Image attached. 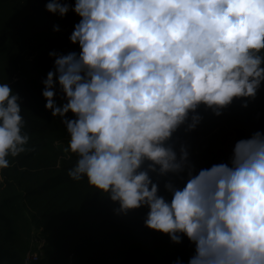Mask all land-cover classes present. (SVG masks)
Here are the masks:
<instances>
[{
	"label": "clouds",
	"instance_id": "9594fccd",
	"mask_svg": "<svg viewBox=\"0 0 264 264\" xmlns=\"http://www.w3.org/2000/svg\"><path fill=\"white\" fill-rule=\"evenodd\" d=\"M45 8L81 18L69 37L80 52L50 53L42 91L70 136L64 151L78 156L68 176L86 178L120 212L147 207V228L195 245L188 264H264V132L236 142L230 163L198 172L187 150L178 156L169 143L182 125L197 126L199 115L188 121L201 105L219 116L234 99H255L264 0H51ZM21 110L19 95L0 84V170L34 150ZM150 173H186V181L165 184L169 201Z\"/></svg>",
	"mask_w": 264,
	"mask_h": 264
},
{
	"label": "trees",
	"instance_id": "16d2710c",
	"mask_svg": "<svg viewBox=\"0 0 264 264\" xmlns=\"http://www.w3.org/2000/svg\"><path fill=\"white\" fill-rule=\"evenodd\" d=\"M49 2L0 0V84L8 83L19 95L30 137L26 147L34 149L9 158V168L0 172V264H25L38 237L45 244L34 264H188L195 245L186 236L177 244L168 234L147 228V207L120 212L119 203L86 178L77 182L68 176L78 156L64 151L70 136L61 119L45 108L42 91L47 73L54 71L56 56L50 53L80 52L69 37L81 18L71 9L64 17L50 13ZM60 2L75 5V0ZM55 93L58 105L67 102L58 82ZM256 96L253 103L234 99L219 116L201 105L188 121L199 115L197 126L182 125L169 143L178 156L181 146L187 150L195 172L230 163L236 142L251 138L264 118V82ZM65 118L75 116L69 112ZM259 131L264 132V119ZM149 175L158 195L169 201L165 184L183 187L186 181V173Z\"/></svg>",
	"mask_w": 264,
	"mask_h": 264
},
{
	"label": "built area",
	"instance_id": "2783aa9c",
	"mask_svg": "<svg viewBox=\"0 0 264 264\" xmlns=\"http://www.w3.org/2000/svg\"><path fill=\"white\" fill-rule=\"evenodd\" d=\"M44 244L45 240L42 237H38L35 239L34 249L27 254L25 258V264H34L39 260L42 252V246Z\"/></svg>",
	"mask_w": 264,
	"mask_h": 264
},
{
	"label": "rangeland",
	"instance_id": "374dc122",
	"mask_svg": "<svg viewBox=\"0 0 264 264\" xmlns=\"http://www.w3.org/2000/svg\"><path fill=\"white\" fill-rule=\"evenodd\" d=\"M260 96H262V95H260ZM259 96V97H260ZM259 97H255V99H247V101H249V103H253L255 100H256V98H259ZM263 117L258 121V125H257V127H258V131H259V129L261 128V125H262V122H263ZM0 172H1V170H0Z\"/></svg>",
	"mask_w": 264,
	"mask_h": 264
}]
</instances>
